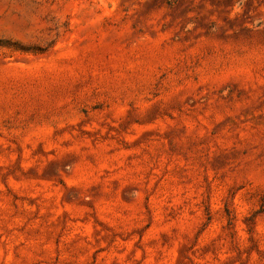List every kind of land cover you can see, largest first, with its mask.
<instances>
[{"label":"rangeland","instance_id":"rangeland-1","mask_svg":"<svg viewBox=\"0 0 264 264\" xmlns=\"http://www.w3.org/2000/svg\"><path fill=\"white\" fill-rule=\"evenodd\" d=\"M0 264H264V0H0Z\"/></svg>","mask_w":264,"mask_h":264}]
</instances>
